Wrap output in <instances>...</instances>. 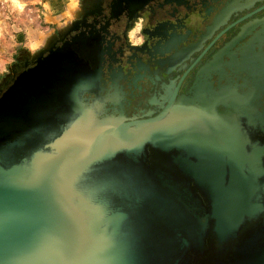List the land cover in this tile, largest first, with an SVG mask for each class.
Wrapping results in <instances>:
<instances>
[{
    "label": "water",
    "instance_id": "water-1",
    "mask_svg": "<svg viewBox=\"0 0 264 264\" xmlns=\"http://www.w3.org/2000/svg\"><path fill=\"white\" fill-rule=\"evenodd\" d=\"M260 1L82 4L75 19L95 42L53 50L68 24L0 97V264H264V17L187 93L177 95L184 77L166 86L155 116L108 113L122 93L111 65L105 95L102 85L123 21L143 16L145 40L119 50L118 70L151 84ZM224 68L236 80L222 83Z\"/></svg>",
    "mask_w": 264,
    "mask_h": 264
},
{
    "label": "flooded vegetation",
    "instance_id": "flooded-vegetation-1",
    "mask_svg": "<svg viewBox=\"0 0 264 264\" xmlns=\"http://www.w3.org/2000/svg\"><path fill=\"white\" fill-rule=\"evenodd\" d=\"M255 0H250L249 4L252 3ZM247 5V4H244ZM264 17V0L255 3L251 8L244 9L240 12H236L232 14L230 20L227 22L226 25L221 27L218 31L214 33V35L211 37V39L207 40L204 43V46L196 53L192 54L191 57L180 64L179 66L175 67L174 70H171L169 72H165V69L156 68L153 72V75H151L150 80L151 84H145L143 83V80L140 81V76L138 74H128L123 71L118 70L119 68V62L121 60V56L118 53L120 49H123L125 46H141L144 43L145 35L143 34V27L142 29H139L138 31V39H140L139 43H133L131 39L129 38V33L132 32V36L135 37L137 35V29L134 31V24L135 21H138L140 19V22L144 23L143 16L136 17L131 23H128L127 21H123L122 28L120 30V39L116 40L113 37H104L105 42L103 41L102 45L106 46L105 43L108 41V39H112V42L114 43L111 47V52L113 55L110 57H106L105 61L103 63L104 67V77L102 85L104 86V92L103 95H105L106 91L109 90V82H108V73L106 71V68L108 65H111V68L113 70V74H119L117 84L119 87H122V93H118L119 103L120 106L116 105V112L112 111L110 109L111 107H108V113L111 114H123L124 117L131 119V118H137V119H144L146 118V114L149 112H154L152 116H155L160 112V109L155 106L156 99L159 98V96L162 94L164 88L166 86H169L171 90H174L175 87L179 84L182 77H184L183 81L181 82L179 89L177 91V95H180L182 93H187V91L190 89V86L192 84L194 75L198 68L206 63L208 60L211 59L212 55L221 48L227 41H229L233 36H235L240 28L251 21L250 25H253L252 22L254 19H260ZM77 21V24H72L73 22ZM90 21V20H89ZM87 21L84 24H89L90 22ZM69 28H71L68 33H66L62 39L55 43L53 50L56 48H61L66 42L70 43L69 48L73 52H80L83 51V47L90 46L95 42V36L93 41H90L88 39V32H93L95 30H91L90 26H83L82 22V16L76 20L73 19L69 23ZM66 27V26H64ZM63 27V28H64ZM73 29V30H72ZM72 30V31H71ZM83 31H85L84 36L86 37V41H82V35H80ZM222 33V34H221ZM189 36H192L193 33H189ZM111 36V34H109ZM219 36V37H218ZM91 37V36H90ZM75 42L73 43L72 41ZM97 40V39H96ZM82 42V43H81ZM211 44V45H210ZM210 45V46H209ZM209 47V48H208ZM208 48V49H207ZM207 49V50H206ZM115 53V55H114ZM48 52H44L42 56H40V59H43V57L47 56ZM38 57L35 59H28L23 57L22 59H19L15 62L14 66L10 69V75L7 77L5 82L0 86V97L2 96L3 92L9 88L15 78L22 72L34 67L36 65ZM95 59V58H94ZM96 60V59H95ZM93 60V62H95ZM238 60H240L238 56ZM97 63V62H95ZM224 72H221L220 74L223 76L222 83H224V80L226 77L229 78H235L233 75L230 74V72L224 68ZM185 75V76H184ZM225 75V76H224ZM241 76V74H239ZM217 79V76H213V80L215 81ZM236 80V78L234 79ZM216 85V82H214ZM133 96V99L131 100ZM264 99V98H263Z\"/></svg>",
    "mask_w": 264,
    "mask_h": 264
},
{
    "label": "rangeland",
    "instance_id": "rangeland-1",
    "mask_svg": "<svg viewBox=\"0 0 264 264\" xmlns=\"http://www.w3.org/2000/svg\"><path fill=\"white\" fill-rule=\"evenodd\" d=\"M52 1L0 0V86L15 62L39 56L48 47V40L77 18L86 0H55L58 9L53 10ZM135 22L133 30L137 29V35L132 36L131 31L129 38L139 43L136 25L140 19Z\"/></svg>",
    "mask_w": 264,
    "mask_h": 264
},
{
    "label": "crops",
    "instance_id": "crops-1",
    "mask_svg": "<svg viewBox=\"0 0 264 264\" xmlns=\"http://www.w3.org/2000/svg\"><path fill=\"white\" fill-rule=\"evenodd\" d=\"M56 4H57V1H55V0H53L52 2H51V5L50 6H52L51 8H52V10L53 9H58V6H56ZM52 18V17H51ZM51 22V21H50Z\"/></svg>",
    "mask_w": 264,
    "mask_h": 264
},
{
    "label": "clouds",
    "instance_id": "clouds-1",
    "mask_svg": "<svg viewBox=\"0 0 264 264\" xmlns=\"http://www.w3.org/2000/svg\"><path fill=\"white\" fill-rule=\"evenodd\" d=\"M137 28L142 29L143 27V23L142 22H138L136 25Z\"/></svg>",
    "mask_w": 264,
    "mask_h": 264
}]
</instances>
